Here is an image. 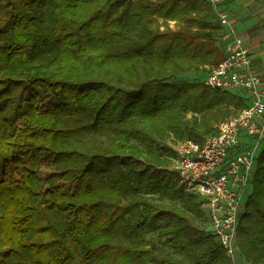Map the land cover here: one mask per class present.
<instances>
[{"label":"trees","instance_id":"trees-1","mask_svg":"<svg viewBox=\"0 0 264 264\" xmlns=\"http://www.w3.org/2000/svg\"><path fill=\"white\" fill-rule=\"evenodd\" d=\"M212 12L206 0H0V264H231L203 201L176 185L167 143L200 144L245 107L201 80L170 82L222 59ZM11 168L20 180L3 186ZM248 191L238 257L264 264V147Z\"/></svg>","mask_w":264,"mask_h":264},{"label":"built area","instance_id":"built-area-1","mask_svg":"<svg viewBox=\"0 0 264 264\" xmlns=\"http://www.w3.org/2000/svg\"><path fill=\"white\" fill-rule=\"evenodd\" d=\"M206 1L214 11L224 0ZM218 18L225 24L227 14L221 11ZM222 41V59L207 69L203 85L213 93L236 94L245 107L222 120L200 144L192 139L178 142L171 168L176 185L203 201L205 229L236 264L238 219L264 133V87L251 70L248 37L229 30Z\"/></svg>","mask_w":264,"mask_h":264},{"label":"rangeland","instance_id":"rangeland-1","mask_svg":"<svg viewBox=\"0 0 264 264\" xmlns=\"http://www.w3.org/2000/svg\"><path fill=\"white\" fill-rule=\"evenodd\" d=\"M223 11L224 13L227 14L228 20H230L231 24L228 23V21L225 24H222L218 18V13ZM210 22H212L216 26H220V31L216 34L214 37L213 41L209 43V45L214 48L217 52L223 55V41H222V35L229 30H232L234 33L242 35L241 33H246L248 34L250 29L253 27H262L264 25V0H227V3L222 4L217 7V10H214L212 12V16L209 19ZM230 24V25H229ZM168 26L170 29H174V23L169 22ZM160 30H163V28H160ZM212 66V65H211ZM211 66L205 67L204 72L200 73H194L191 72L189 74H186L185 76H182L181 78H175L172 81H193L194 79H197L198 81H203L205 79V75L207 72V69ZM30 89H27L26 91H21L20 89H15L14 94L16 98L20 95H22L20 92H24V96L28 93ZM37 89L31 90V92L36 91ZM208 91V90H207ZM210 92V91H208ZM213 93V92H210ZM236 95V94H235ZM39 95L37 97V101L41 103L43 100ZM0 101H2V97L0 98ZM45 101V100H44ZM1 109V106H0ZM230 114L231 115L234 111V109L231 107L229 108ZM228 115V116H229ZM191 116V114H187L186 118L188 119ZM3 122H0L2 124ZM220 123V122H219ZM218 123V124H219ZM181 141V140H180ZM173 142L172 139L170 138L168 140V145L174 149L175 145L180 142ZM6 143H9V141H5ZM264 147V133H263V139L260 141L258 144V149L257 151L260 152L262 148ZM171 167L174 166V163L170 164ZM20 178L16 174L15 170L12 168L9 170V172L6 174L4 180H3V186H12L16 185L19 182ZM249 191H247L248 195ZM154 237V236H152ZM165 250L173 255L174 257L181 258L180 254L174 253L175 250L169 248L168 246L165 247ZM236 264H247L243 260H240L239 258L236 260Z\"/></svg>","mask_w":264,"mask_h":264},{"label":"crops","instance_id":"crops-1","mask_svg":"<svg viewBox=\"0 0 264 264\" xmlns=\"http://www.w3.org/2000/svg\"><path fill=\"white\" fill-rule=\"evenodd\" d=\"M224 3L226 4L227 0H224ZM227 21L231 24L228 17L226 19ZM241 34L248 37L247 48L252 60L251 70L260 77L262 86L264 87V25L260 28H251L248 34Z\"/></svg>","mask_w":264,"mask_h":264}]
</instances>
